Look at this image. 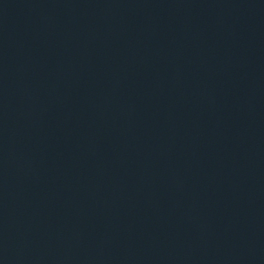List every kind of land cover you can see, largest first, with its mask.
<instances>
[{
    "label": "water",
    "instance_id": "95a60500",
    "mask_svg": "<svg viewBox=\"0 0 264 264\" xmlns=\"http://www.w3.org/2000/svg\"><path fill=\"white\" fill-rule=\"evenodd\" d=\"M0 264H264V0H0Z\"/></svg>",
    "mask_w": 264,
    "mask_h": 264
}]
</instances>
